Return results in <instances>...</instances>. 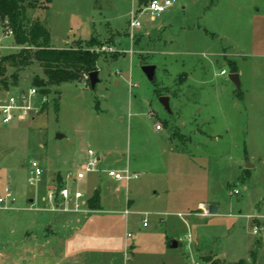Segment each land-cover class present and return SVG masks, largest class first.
I'll return each mask as SVG.
<instances>
[{"label":"rangeland","instance_id":"374dc122","mask_svg":"<svg viewBox=\"0 0 264 264\" xmlns=\"http://www.w3.org/2000/svg\"><path fill=\"white\" fill-rule=\"evenodd\" d=\"M170 1L159 16L139 15L134 30L139 0L25 5L28 25L43 24L51 47L99 54V82L92 90L83 75L48 93L35 87L38 113L0 124V193L11 192L0 204V264H207L198 250L217 251L224 264H264V228L251 215L264 214V0ZM9 32L0 20V59L38 49L16 44ZM145 65L156 67L155 83ZM2 78L0 96L45 76L33 60L7 67ZM88 149L104 167L140 177L118 193L119 183L101 173L71 182L88 199L100 187L101 209L64 222L43 198L66 183ZM32 161L43 172L36 183ZM200 201L216 202L219 213L203 219Z\"/></svg>","mask_w":264,"mask_h":264},{"label":"trees","instance_id":"16d2710c","mask_svg":"<svg viewBox=\"0 0 264 264\" xmlns=\"http://www.w3.org/2000/svg\"><path fill=\"white\" fill-rule=\"evenodd\" d=\"M36 0H0V20L6 22V27L13 34L16 44H30L38 47L31 55L27 49L17 54L6 55L0 59V82L3 84V75L7 67L21 70L35 60L43 68L45 79L34 78L33 86L41 89V93H48L50 87L64 83L81 81L83 75H88L96 68L99 54L85 50L76 51L71 48H53L50 46V34L46 27L39 21L28 25L25 5L32 6ZM47 3L50 0H45ZM139 0L140 6L148 1ZM235 71L236 66L232 65ZM16 80V75L14 76ZM89 84V80H88ZM90 86V85H89ZM62 185H58L61 187ZM88 207L100 210V191L96 189L87 201ZM253 257V254H252ZM203 261L208 264H224L218 259L206 256ZM233 264H247L245 260H239Z\"/></svg>","mask_w":264,"mask_h":264},{"label":"built area","instance_id":"2783aa9c","mask_svg":"<svg viewBox=\"0 0 264 264\" xmlns=\"http://www.w3.org/2000/svg\"><path fill=\"white\" fill-rule=\"evenodd\" d=\"M171 6L172 1L170 0H149L145 5L132 12L129 21L130 29L134 30L140 27L138 16L144 12H148L152 17L159 16ZM221 74L223 75L224 72ZM35 95H38L37 89L30 87L23 93H6L4 96H0V124L7 125L14 120L24 121L37 114L39 107L34 109L30 102V98ZM156 129H160V126L156 125ZM86 157V160L77 167L76 171L67 176L65 184L61 187L52 186L47 189L43 201L48 205L50 212L55 214H76L82 217H86L93 212L88 207V199L85 198V195L79 190H73L70 185L71 182L84 179L87 174L101 173L110 180L125 185L140 177L139 174L130 172L128 169L118 170L101 167L100 157L91 149L86 151ZM29 174L30 183H36L41 180L43 172L37 162H31ZM233 194H238V191L235 190ZM10 199L11 192L6 188L3 194L0 193V204L6 203ZM200 208L203 211V215L208 214L205 206H200ZM125 213L128 212L126 211ZM143 226H146V222L143 223ZM258 231V227L254 226L253 234H257Z\"/></svg>","mask_w":264,"mask_h":264},{"label":"water","instance_id":"95a60500","mask_svg":"<svg viewBox=\"0 0 264 264\" xmlns=\"http://www.w3.org/2000/svg\"><path fill=\"white\" fill-rule=\"evenodd\" d=\"M142 72L148 79V81L155 83L156 77H155V71L156 67L153 65H145L142 68ZM229 81L236 87L237 90L240 89V81H239V75L237 73H231L228 75ZM88 80H89V85L90 88L93 90L95 89L97 83L99 82V77H98V71H92L88 74ZM159 102L162 105V107L170 114V106H169V98L167 96H163L159 98ZM58 138H61L59 135ZM252 165L249 163L246 164L245 168H251ZM32 201V200H30ZM205 210L210 213V214H215L217 213V206L215 205H207L205 206ZM171 248H177V242L172 241L171 242Z\"/></svg>","mask_w":264,"mask_h":264},{"label":"crops","instance_id":"0c3cea01","mask_svg":"<svg viewBox=\"0 0 264 264\" xmlns=\"http://www.w3.org/2000/svg\"><path fill=\"white\" fill-rule=\"evenodd\" d=\"M169 98V97H168ZM155 129H156V125H155ZM156 130H159V131H161L162 129H156ZM165 152V151H164ZM100 157V159H101V167H103V168H106V167H104L102 164H103V162H102V158H101V156H99ZM109 179V178H108ZM112 181V180H111ZM114 183H117V182H114ZM127 187V184L125 185V184H122V183H119L118 184V187L117 188H115V192L116 193H118L119 191H120V189L121 188H126ZM97 188V187H96ZM99 189H100V187H98ZM97 188V189H98ZM85 198H87L88 199V196H85ZM128 204H129V201L127 202ZM207 205H215V206H217V213H215V214H218L219 213V206H218V204L216 203V202H204V201H200V202H198V205H197V207L199 208L200 206H207ZM260 210V209H259ZM254 211H255V209H254ZM126 212V211H125ZM124 212V214L127 216L128 214H129V211H127L128 213H125ZM262 212V211H261ZM253 213H255V214H253ZM91 214V213H90ZM89 214V215H90ZM57 215H62V216H64V220H62V221H64V222H66V221H68V222H73L74 223V221L75 222H78V220L79 219H81L82 218V220H79V221H85L86 220V217H88V216H86V217H82V216H79V215H76V214H57ZM146 215V214H145ZM212 215H214V214H210V213H208V216L207 215H203V212L200 214V216H203L204 218L203 219H207V218H210ZM251 215H256L257 216V219H258V222H259V226H263V228H264V214L262 213H260V211H256V212H252L251 213ZM178 216H182V214H180V213H178ZM239 216H240V218H245V216H242V214H239ZM85 218V219H84ZM195 218V217H194ZM196 219V218H195ZM145 220V219H144ZM178 242H177V247H178ZM198 252H200V253H203V255L201 256V258H202V261H203V258L204 257H206V256H210L213 252L212 251H206V252H202V251H200V250H198ZM214 254V258L215 259H218V260H221V258H219V256H218V253H217V251H215V253H213ZM239 261V260H238ZM204 262V261H203ZM208 264V263H207Z\"/></svg>","mask_w":264,"mask_h":264}]
</instances>
